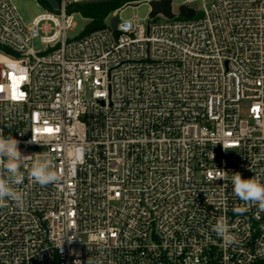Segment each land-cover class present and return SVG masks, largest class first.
<instances>
[{
  "label": "built area",
  "instance_id": "built-area-1",
  "mask_svg": "<svg viewBox=\"0 0 264 264\" xmlns=\"http://www.w3.org/2000/svg\"><path fill=\"white\" fill-rule=\"evenodd\" d=\"M56 1L26 25L0 0V133L31 155L21 203L0 207V264L264 262V211L231 182L264 183V0H203L200 16L186 0L193 19L147 25L121 7L73 41L77 8L105 0ZM45 155L59 183L27 177Z\"/></svg>",
  "mask_w": 264,
  "mask_h": 264
},
{
  "label": "clouds",
  "instance_id": "clouds-1",
  "mask_svg": "<svg viewBox=\"0 0 264 264\" xmlns=\"http://www.w3.org/2000/svg\"><path fill=\"white\" fill-rule=\"evenodd\" d=\"M83 152L84 149L81 147L75 149L77 157L82 156ZM26 157H31V155H23L21 153L17 139L13 136L5 137L0 133V207H6L10 201L15 202L17 205L21 203L22 194L17 189L26 178V174L22 170L23 161ZM27 177L41 186L61 181L60 173L54 169L51 159L46 155L34 160L30 165ZM231 182L236 197L245 204L255 203L259 210L264 211V183L257 181L253 177L244 179L239 172L234 173ZM233 211L238 215H242L247 209L245 207H236ZM212 231L226 245L237 243V237L230 232L223 218L217 219L212 226ZM69 240L71 241V239ZM76 264H80V261L77 260ZM87 264H92L90 258Z\"/></svg>",
  "mask_w": 264,
  "mask_h": 264
},
{
  "label": "rangeland",
  "instance_id": "rangeland-1",
  "mask_svg": "<svg viewBox=\"0 0 264 264\" xmlns=\"http://www.w3.org/2000/svg\"><path fill=\"white\" fill-rule=\"evenodd\" d=\"M142 1L146 0H137L138 4ZM186 0H172V8L175 14L180 13V7ZM13 4L15 5L18 14L22 18L23 22L28 25L34 21L39 15H42L47 12L48 6L45 1L41 0H13ZM137 3L128 2L122 5L124 8L120 13V18L122 21H134V23H139L143 25H147L150 20L151 6L149 4H139L138 6H133ZM193 8H196L198 11V16L201 15V9L203 7V0H196L194 3L190 5ZM136 18V20H135ZM166 17L163 15L157 17L155 19L158 21H165ZM75 23L76 27L74 31H68L67 39L69 41H73L82 37L86 27L90 23V20L87 19L80 11H76L75 15ZM32 48L36 53H43L46 49V45L41 42L40 37L35 39ZM248 112V105L243 104L242 107V116L245 118Z\"/></svg>",
  "mask_w": 264,
  "mask_h": 264
},
{
  "label": "trees",
  "instance_id": "trees-1",
  "mask_svg": "<svg viewBox=\"0 0 264 264\" xmlns=\"http://www.w3.org/2000/svg\"><path fill=\"white\" fill-rule=\"evenodd\" d=\"M134 1L137 0H105L79 6L77 11H80L87 19L90 20V23L86 27L82 37L104 28L105 21L111 13L121 8L122 5ZM256 264H264V262H258Z\"/></svg>",
  "mask_w": 264,
  "mask_h": 264
},
{
  "label": "water",
  "instance_id": "water-1",
  "mask_svg": "<svg viewBox=\"0 0 264 264\" xmlns=\"http://www.w3.org/2000/svg\"><path fill=\"white\" fill-rule=\"evenodd\" d=\"M51 4L53 8L57 7L56 0H45ZM101 2V1H99ZM86 4H82L84 6ZM149 5L151 6L150 17L155 18L157 15L161 14L168 19L174 18V13L172 12V0H152ZM136 7V5H133ZM180 16L185 19H193L196 16V11L193 8H188L186 6L180 7ZM119 22V17H114L111 20V27L116 30L117 24Z\"/></svg>",
  "mask_w": 264,
  "mask_h": 264
}]
</instances>
